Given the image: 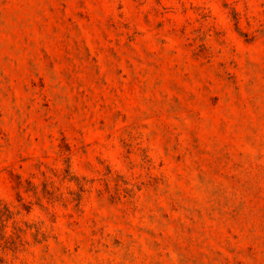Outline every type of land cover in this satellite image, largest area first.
Segmentation results:
<instances>
[{"label": "rangeland", "instance_id": "rangeland-1", "mask_svg": "<svg viewBox=\"0 0 264 264\" xmlns=\"http://www.w3.org/2000/svg\"><path fill=\"white\" fill-rule=\"evenodd\" d=\"M0 264H264V0H0Z\"/></svg>", "mask_w": 264, "mask_h": 264}]
</instances>
